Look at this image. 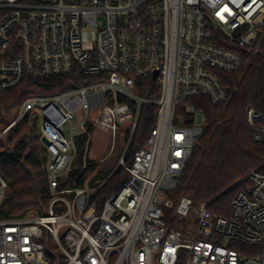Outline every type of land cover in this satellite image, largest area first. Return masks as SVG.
I'll list each match as a JSON object with an SVG mask.
<instances>
[{"label":"built area","instance_id":"2783aa9c","mask_svg":"<svg viewBox=\"0 0 264 264\" xmlns=\"http://www.w3.org/2000/svg\"><path fill=\"white\" fill-rule=\"evenodd\" d=\"M263 42L264 0H0V90L74 77L68 90L29 96L0 132L23 118L36 126L50 197L42 213L0 218V264H264L263 171L248 172L230 217L172 197L204 122L178 106L228 102L223 74L243 75ZM143 104L156 106L155 124L126 165ZM245 117L264 147L262 115ZM94 130L126 145L117 167L128 179L103 202L104 181L72 180ZM6 189L0 177V205Z\"/></svg>","mask_w":264,"mask_h":264},{"label":"trees","instance_id":"16d2710c","mask_svg":"<svg viewBox=\"0 0 264 264\" xmlns=\"http://www.w3.org/2000/svg\"><path fill=\"white\" fill-rule=\"evenodd\" d=\"M222 80L230 94L225 104L197 98L178 106L179 113L186 105H193L202 113L204 122L202 134L178 178L172 197L187 195L194 205L206 202L214 214L230 217V201L238 192L248 191L251 187L248 172L252 169L264 172V147L253 140V130L245 117L246 110L253 108L262 115L259 124L264 126V42L243 75L241 72L225 73ZM73 81V76L39 80L28 76L13 89L0 90V132L14 119L15 112L29 96L68 90ZM150 83L152 81H148ZM155 120L156 106L143 104L125 151L126 165L131 163L134 153L146 145ZM83 151L84 143L81 142L74 162V167L79 169L72 172V180L76 186H93L104 181L95 193L103 202L112 193L120 191L128 173L118 166L90 177L96 164L88 158L84 160ZM45 159L39 132L34 124H28V118L18 121L0 137V177L7 184L0 218L42 213L46 209L50 197L44 173ZM247 249L251 254H257L253 247Z\"/></svg>","mask_w":264,"mask_h":264},{"label":"rangeland","instance_id":"374dc122","mask_svg":"<svg viewBox=\"0 0 264 264\" xmlns=\"http://www.w3.org/2000/svg\"><path fill=\"white\" fill-rule=\"evenodd\" d=\"M28 124L31 125L29 122ZM90 139L88 159L96 164L90 177L116 168L118 158L126 147L123 134L118 132L113 139L110 132L94 130L90 134Z\"/></svg>","mask_w":264,"mask_h":264},{"label":"water","instance_id":"95a60500","mask_svg":"<svg viewBox=\"0 0 264 264\" xmlns=\"http://www.w3.org/2000/svg\"><path fill=\"white\" fill-rule=\"evenodd\" d=\"M41 141H42L43 143H46L45 139H43V138L41 139Z\"/></svg>","mask_w":264,"mask_h":264}]
</instances>
